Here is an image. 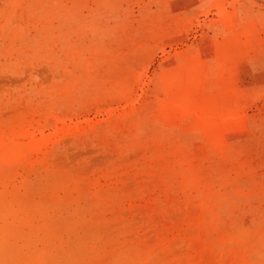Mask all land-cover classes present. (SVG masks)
Here are the masks:
<instances>
[{"label": "rangeland", "instance_id": "1", "mask_svg": "<svg viewBox=\"0 0 264 264\" xmlns=\"http://www.w3.org/2000/svg\"><path fill=\"white\" fill-rule=\"evenodd\" d=\"M0 264H264V0H0Z\"/></svg>", "mask_w": 264, "mask_h": 264}]
</instances>
